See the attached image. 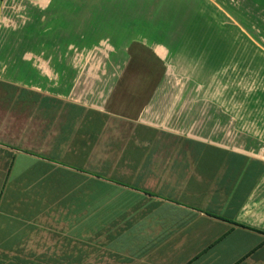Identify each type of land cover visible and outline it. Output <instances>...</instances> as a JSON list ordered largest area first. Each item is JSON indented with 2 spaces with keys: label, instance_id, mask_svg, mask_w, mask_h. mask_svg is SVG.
<instances>
[{
  "label": "crops",
  "instance_id": "0c3cea01",
  "mask_svg": "<svg viewBox=\"0 0 264 264\" xmlns=\"http://www.w3.org/2000/svg\"><path fill=\"white\" fill-rule=\"evenodd\" d=\"M10 1L0 0V264H264L263 157L167 127L174 102L161 111L159 89L143 88L153 81L127 78L114 99L80 92L77 79L69 93L48 72L63 60L32 54L63 53L80 1ZM93 1L95 25L71 33L78 50L80 38L175 36L151 15L123 23L119 4L159 0H103L104 11ZM197 1L184 4L221 15ZM20 6L27 21L12 16Z\"/></svg>",
  "mask_w": 264,
  "mask_h": 264
},
{
  "label": "rangeland",
  "instance_id": "374dc122",
  "mask_svg": "<svg viewBox=\"0 0 264 264\" xmlns=\"http://www.w3.org/2000/svg\"><path fill=\"white\" fill-rule=\"evenodd\" d=\"M79 1L74 6V17L65 21L63 53L32 54L33 59L47 56L50 61L58 57L63 60L62 67L48 72L54 73L50 77L56 74L62 78L65 90L70 93L72 81L76 83L79 79L80 92H87L93 85L90 92L108 94L115 99L122 88L132 87L127 78L153 81L143 88L159 89L161 111L174 102L173 109L161 116L167 127L185 135L222 142L248 156L264 159V0H209L215 8L220 6L221 15L214 17L196 14L184 0H159L158 10L152 1L145 7L126 1L119 4L124 24L136 16L140 26L151 15L148 22L152 16L158 17L175 36L80 38L78 50L71 46L77 41L73 34L84 33L89 25H95L86 14L94 9V1ZM95 2L96 11L101 8L104 11L101 6L105 2ZM250 3H256L255 12ZM21 7L12 16L24 22L29 11ZM197 7L203 6L197 4ZM211 8L208 6L207 12H212ZM242 13H251V19L239 17ZM154 43L163 45L166 51L147 46ZM141 44L143 48L138 47ZM249 45L260 52L251 51ZM72 64L79 68L72 69ZM263 199L264 190L260 188L255 196L259 202V218L255 223L259 227H264Z\"/></svg>",
  "mask_w": 264,
  "mask_h": 264
}]
</instances>
